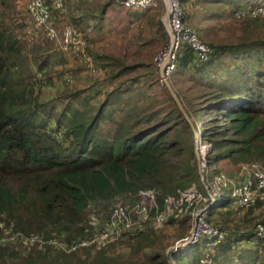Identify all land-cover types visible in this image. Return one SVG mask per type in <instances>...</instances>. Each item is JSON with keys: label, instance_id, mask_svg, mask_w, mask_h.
Here are the masks:
<instances>
[{"label": "trees", "instance_id": "obj_1", "mask_svg": "<svg viewBox=\"0 0 264 264\" xmlns=\"http://www.w3.org/2000/svg\"><path fill=\"white\" fill-rule=\"evenodd\" d=\"M254 1L237 0L233 12L245 21L237 42H208L214 52L206 63L197 61L187 46L178 57L177 69L203 74L208 67H220L217 60L224 55H232L228 75L202 78L200 89L192 94L176 91L187 115L168 87L162 89L164 98L154 96L152 101L143 97L131 102L127 93L132 85L115 88L98 105L91 103L89 88L65 89L56 99L40 101L34 85L51 81L52 76L33 80L36 73L28 67L27 51L0 18V224L15 233L36 232L46 239L55 234L73 243L92 233L90 207L107 206L118 194L154 189L163 206L167 196L202 183L195 150L197 132L212 146L207 155L209 167L218 170L216 166L226 162L233 169L227 175L231 179L243 164H264V15L237 16L244 7L264 6V0ZM242 2L246 4L241 6ZM110 4L100 3L97 10ZM184 19L188 21L185 14ZM160 25L165 29L162 20ZM37 64L42 70L48 59ZM225 189L207 217L225 232V238L215 245L202 239L204 247L212 249L205 256L197 245L201 241L171 249L168 256L161 237L145 230L136 237L143 249L154 248L151 255L112 256L107 249L93 252L91 248L62 252L48 244H35L22 254L0 241V264H170V257L178 264L175 253L180 264H202L204 258L225 264L241 239L253 247L238 250L239 261L232 264H264L258 255L264 238L253 240L257 225L264 221L255 223L253 231L239 240L219 221H212L214 213L229 207L234 199L232 187ZM263 202L256 199L248 207ZM176 221L172 218L168 225Z\"/></svg>", "mask_w": 264, "mask_h": 264}, {"label": "rangeland", "instance_id": "obj_2", "mask_svg": "<svg viewBox=\"0 0 264 264\" xmlns=\"http://www.w3.org/2000/svg\"><path fill=\"white\" fill-rule=\"evenodd\" d=\"M28 1L0 0V18L4 27L10 29L17 36L27 51L29 55L28 67L33 74L36 73L33 80H44L47 76H52L51 81H45L46 83L42 84L38 82L34 85L35 94L39 95L40 101L56 99L65 89L89 88L90 96L93 97L91 103L98 105L109 92L117 87L120 90L126 89L128 85H132V89L127 93L131 102H139L143 97H149L150 101L154 96L164 98L165 93L162 92V89H165L166 86L163 84L161 71L154 62L157 52L163 47H168L170 42L169 35L160 25V20L163 19L166 10L163 0L158 1V8L145 11L124 9L114 0H67L66 11H53L52 20L59 30L67 25H74L84 38L88 39L87 52L93 59L96 72L90 71L83 54L64 51L59 48L57 43L49 41L44 36L43 31L35 25L26 12ZM109 1L111 4L107 5L105 10H97L98 4ZM180 1L186 19L205 41L230 44L233 41L237 42L238 37H241L245 29V21L237 19L233 12L237 6V0ZM255 2H263V0H256L253 3ZM244 4L246 3L242 2L240 5ZM251 7H244L243 10H249ZM185 49L184 46L182 52ZM224 56L217 60L222 63L220 67H208L203 74L178 68L168 78V83L171 84L175 92L183 90L187 94L195 93L200 89L199 84L202 82V78L228 75L227 64L231 62L232 55ZM45 58L48 59V65L39 70L37 62H42ZM68 78H71L72 81H68ZM83 94L87 95L88 92ZM54 123L52 121L51 124L55 125ZM103 126L105 129L108 128L105 124ZM253 163L264 167V164L260 162ZM246 165L249 166V163L243 164L238 173L232 175L234 176L232 179L237 184L243 179L241 171ZM216 168L218 170L212 166L209 168L208 180L210 183L221 173L229 175L233 170L226 162L217 165ZM196 186L201 188L202 183ZM225 191L226 189L222 190V192ZM119 197L126 203H133L139 198L138 195ZM89 210L92 233L82 239H90L97 232L92 224L94 218L100 219L99 223L104 225L107 216L110 215V209L105 205L104 207L102 205L90 207ZM213 217L214 223L219 221L220 225L231 233L233 239L239 240L243 235H248L253 231L255 223L264 221V202L255 203L243 209L238 207L233 199L229 207L215 212ZM192 223V218L189 215L170 225L165 223L160 226L150 223L110 241H104L99 236L100 234H96L94 238L99 237L96 243L79 246L72 251L91 248L94 250L93 252L107 249V255L112 256L151 255L154 248L143 249L142 240H138L136 236L141 231L152 232L151 230H154L161 237L162 245L166 247L167 252L179 241L178 238L182 233L191 230ZM0 226L3 228L0 241L13 245L22 254L35 244L40 247L48 244L57 251L72 252L68 251L71 243L59 239L55 234L53 238L46 239L36 232L26 235L15 233L12 227H6L3 223ZM202 242L197 245L205 256L206 248ZM251 247L253 245L249 241L239 240L237 246L230 251V259L226 260L225 264L237 263L239 261L237 251H245ZM159 248L160 246L156 250ZM258 255L264 258V249L259 251ZM174 257L180 264L178 253H175Z\"/></svg>", "mask_w": 264, "mask_h": 264}, {"label": "built area", "instance_id": "obj_3", "mask_svg": "<svg viewBox=\"0 0 264 264\" xmlns=\"http://www.w3.org/2000/svg\"><path fill=\"white\" fill-rule=\"evenodd\" d=\"M116 1L122 8L135 11H145L159 7V0ZM163 2L166 10L162 22L169 35L170 42L168 47H163L157 52L154 62L161 71L163 84L166 85L168 78L177 69L178 57L184 46L195 53L196 59L200 63L208 62L214 49L184 19L185 13L180 0H163ZM66 8L67 0H29L26 12L49 41L57 43L59 48L64 51L83 54L90 71L96 72L93 59L87 52L88 39H85L74 25H67L59 30L52 20L54 10L64 12ZM259 14L264 15V6L262 5H255L249 10L244 11L242 9L237 12L238 17ZM68 81H72V79L68 78ZM198 135L195 139V150L203 187L193 185L188 189L178 190L177 193L164 199L163 206H160L157 199L158 192L154 189H143L136 194H118L107 204L110 215L107 216L105 224L101 225L99 223L100 219L94 218L92 224L94 230L97 231L95 235L100 234L99 236L104 241H110L150 223L162 226L172 218L178 220L189 215L193 222L191 230L184 238L177 241L171 249L174 251L181 250L200 242L202 239L212 240L213 245L224 240L225 232L207 221L210 207L218 198L223 196L224 192L222 190L229 186L233 189L232 197L235 199L236 204L242 208L248 207L256 199L264 201V167L257 163H249V166H244L241 171L243 179L239 184L223 173L216 176L214 181L210 183L208 180L210 167L207 163V155L212 146L202 139L201 133H198ZM123 195H138L139 198L133 203H126L119 197ZM94 236L90 239H82L71 243L68 251H72L79 246L96 243L99 237L94 238ZM259 238H264V225L262 224L257 225L256 237L253 240L258 241ZM207 245L210 244L207 243ZM206 251L209 254L212 251L211 247H208ZM201 263L212 264V260L204 258ZM170 264H175L171 257Z\"/></svg>", "mask_w": 264, "mask_h": 264}, {"label": "water", "instance_id": "obj_4", "mask_svg": "<svg viewBox=\"0 0 264 264\" xmlns=\"http://www.w3.org/2000/svg\"><path fill=\"white\" fill-rule=\"evenodd\" d=\"M165 24L167 25V23H165ZM165 86L168 87V88L172 91V93L174 94V96H175V98H176V101H177L179 107H180L181 110L186 114L185 107H184L182 101L180 100V98L177 96V94H176V92L174 91V89H173V87L171 86V84L167 82ZM186 115H187V114H186ZM192 126H193V124H192ZM196 136H199V135H198V132L196 133ZM171 248H172V247H171ZM170 250H171V249H168L167 252H166L168 256H169V254H170Z\"/></svg>", "mask_w": 264, "mask_h": 264}]
</instances>
